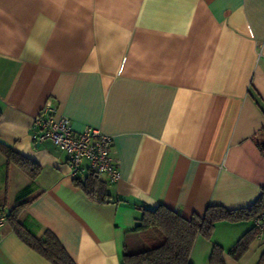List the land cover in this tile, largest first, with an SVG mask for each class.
I'll return each mask as SVG.
<instances>
[{"label":"crops","instance_id":"0c3cea01","mask_svg":"<svg viewBox=\"0 0 264 264\" xmlns=\"http://www.w3.org/2000/svg\"><path fill=\"white\" fill-rule=\"evenodd\" d=\"M46 103L74 132L111 136L120 179L109 202L89 200L65 152L32 139ZM262 141L264 0H0V143L38 167L31 177L0 152V187L11 173L18 193L30 187L18 219L52 232L75 264H122L139 240L137 205L190 218L253 204ZM253 230L252 220L217 222L190 261L214 264L218 245L223 264H260L264 232L229 255ZM0 264L50 263L6 219Z\"/></svg>","mask_w":264,"mask_h":264},{"label":"trees","instance_id":"16d2710c","mask_svg":"<svg viewBox=\"0 0 264 264\" xmlns=\"http://www.w3.org/2000/svg\"><path fill=\"white\" fill-rule=\"evenodd\" d=\"M258 146L264 152V141L258 143ZM0 152L8 161L15 163L31 177L38 172L36 165L2 143H0ZM101 177L95 173H88L81 178L73 179V183L84 192L89 200L107 203L111 200V194L108 191L110 182ZM30 192L29 186L24 187L17 194L15 204L6 216L15 234L50 264H75L52 232L44 230L41 236H36L35 231L25 220L18 219V213L27 203L25 198ZM136 209L139 211V223L135 230L138 231L139 240L134 248L126 246L122 264H192L190 253L195 240L198 237L209 239L217 222L249 221L255 218L264 211V192L247 207L227 209L212 205L206 208L203 215L193 214L190 218H185L162 205L154 208L137 205ZM257 233V230H253L244 234L229 250V255L234 259H239ZM222 254L223 249L218 245H213L211 262L223 264ZM262 263H264V253L260 259V264Z\"/></svg>","mask_w":264,"mask_h":264},{"label":"built area","instance_id":"2783aa9c","mask_svg":"<svg viewBox=\"0 0 264 264\" xmlns=\"http://www.w3.org/2000/svg\"><path fill=\"white\" fill-rule=\"evenodd\" d=\"M34 141H51L67 156L68 173L73 178H81L88 173L106 176L111 183L120 179L118 153L112 146V138L93 127L74 132L70 119L58 115L46 103L35 116L32 128ZM6 214L0 211V227ZM257 232H264V211L252 219Z\"/></svg>","mask_w":264,"mask_h":264},{"label":"rangeland","instance_id":"374dc122","mask_svg":"<svg viewBox=\"0 0 264 264\" xmlns=\"http://www.w3.org/2000/svg\"><path fill=\"white\" fill-rule=\"evenodd\" d=\"M9 179L6 183H4L3 187H0V201L7 208H11L14 205V196L18 193L17 191L20 189L22 183L14 181V177L12 173L9 175Z\"/></svg>","mask_w":264,"mask_h":264}]
</instances>
